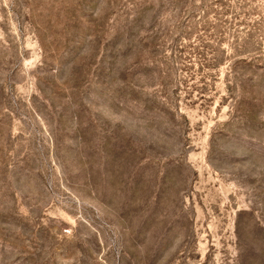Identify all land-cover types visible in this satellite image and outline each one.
<instances>
[{"label": "rangeland", "instance_id": "obj_1", "mask_svg": "<svg viewBox=\"0 0 264 264\" xmlns=\"http://www.w3.org/2000/svg\"><path fill=\"white\" fill-rule=\"evenodd\" d=\"M0 264H264V0H0Z\"/></svg>", "mask_w": 264, "mask_h": 264}]
</instances>
